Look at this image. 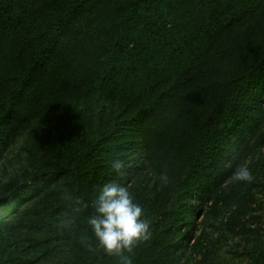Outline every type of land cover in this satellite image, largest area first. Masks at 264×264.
Wrapping results in <instances>:
<instances>
[{"label": "trees", "instance_id": "obj_1", "mask_svg": "<svg viewBox=\"0 0 264 264\" xmlns=\"http://www.w3.org/2000/svg\"><path fill=\"white\" fill-rule=\"evenodd\" d=\"M34 124L56 129L58 140L25 181L5 186L0 213L45 180L67 191L38 205L55 220L42 235L3 232L0 216V264H32L29 253L45 258L58 247L65 264H120L87 220L99 188L128 164L136 203L152 204L145 175L160 191L148 238L123 255L188 264L194 249L203 263L211 251L201 237L190 246L198 216L224 207L236 235L252 211L235 172L248 150L264 149V0H0V139ZM256 243L248 264H264Z\"/></svg>", "mask_w": 264, "mask_h": 264}, {"label": "rangeland", "instance_id": "obj_2", "mask_svg": "<svg viewBox=\"0 0 264 264\" xmlns=\"http://www.w3.org/2000/svg\"><path fill=\"white\" fill-rule=\"evenodd\" d=\"M58 136L59 131L43 127L41 124H34L17 134L7 130L2 132L0 139V196L9 182H22L28 178L30 170L34 167V160L38 159L41 152L48 148L49 143L53 145L58 140ZM133 153L134 158L141 162L137 145ZM260 155L261 157H259ZM133 160L131 159L132 163ZM257 160H260L261 165L256 169L250 167L251 180L247 181L249 198L253 201L252 211L241 219V227L237 234H231L225 227L228 218L226 208L220 207L214 211V214H200L198 227L193 235L194 238L190 241V246L198 237H201L202 244H205L211 253L201 263L200 254L191 249L188 254V258H190L188 264H248L249 254L246 252H251L253 245L257 244L256 242H260L259 245L264 243V149L260 154H253L252 150L250 152L248 150L240 168H248L252 162ZM132 165L128 164L125 167V174L120 173V179L110 182L127 186L133 196V179L128 181L127 174V170H130ZM141 189L146 200L152 202L150 206L145 203L142 207L143 218L148 222L149 227H154L158 206L157 195H159L160 187L153 175H145L144 185ZM66 191L67 188L61 180H45L39 183L32 193L22 199H17L9 209L0 213V216L6 215L7 217L3 232H8L10 229L34 232L39 235L48 232L50 227L55 224V220L40 213L38 205L53 194L64 195ZM153 200L156 201L153 202ZM22 221L23 225H21ZM202 228H208V233L202 232ZM29 254L31 258H37L32 264H65L68 256L66 249L60 247L45 258H39L37 252ZM180 260L179 264H183L184 257H181Z\"/></svg>", "mask_w": 264, "mask_h": 264}, {"label": "clouds", "instance_id": "obj_3", "mask_svg": "<svg viewBox=\"0 0 264 264\" xmlns=\"http://www.w3.org/2000/svg\"><path fill=\"white\" fill-rule=\"evenodd\" d=\"M111 167L120 173L124 165L115 159ZM159 179L161 183H166L168 177L162 173ZM235 179L250 181L251 174L246 167H241L235 172ZM82 207L87 208L88 204L84 203ZM82 207H76L75 212L80 213ZM91 207L94 213L89 216L87 223L99 246L109 255H120V264H133L131 256L123 253H131L138 241L148 238L149 224L143 218L141 205L134 201L128 187L117 182L102 185ZM65 223L67 225L71 221Z\"/></svg>", "mask_w": 264, "mask_h": 264}]
</instances>
